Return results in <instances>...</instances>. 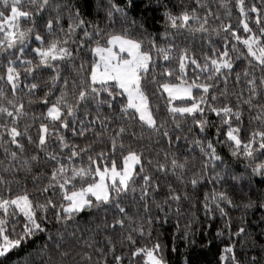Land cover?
I'll use <instances>...</instances> for the list:
<instances>
[{
  "label": "trees",
  "instance_id": "obj_1",
  "mask_svg": "<svg viewBox=\"0 0 264 264\" xmlns=\"http://www.w3.org/2000/svg\"><path fill=\"white\" fill-rule=\"evenodd\" d=\"M117 2L123 6L126 0H117ZM49 4L50 6L37 16L35 29L28 41L25 56L36 61L37 57L31 50L35 48L34 46H40V42L35 40V32H39L44 38L45 46L54 37L63 40L65 34H68L67 46L72 50L74 58L71 62L60 63V79L54 86L48 79L53 75L49 69H41L34 76L26 75L23 71L21 73L16 97L18 102L24 104V111L28 115L20 118L17 124L21 132L27 126V135H31L33 141L38 140L39 125L48 122L42 115L46 112V106L41 99L44 93L48 92L50 87L52 88L54 95L49 96L51 102L55 96L60 95L65 78L69 82L67 86L69 92L72 91L73 81L76 82L78 88L81 78H87L90 64L96 59L91 48L95 47L96 42L101 39L95 34L97 27L101 29V36L127 29L133 37L151 36L158 45L174 44L176 48V51L173 52L174 57L180 49L186 48L188 54L200 63L204 62V53L213 55L215 58L212 49L216 48L217 51H222L225 47L224 39L227 37L229 54L234 60L233 69H223L222 75L217 74L219 83H216L215 80L213 83L218 98L213 102L209 95V103L222 106L227 102L240 107L242 113L240 121H237L235 117L232 118V121L234 125L241 126L242 139H247L253 129L262 127L259 121L250 120V117L256 115L257 109H249L243 103L237 105V97L234 95V93H242L240 100H247V79H250L251 75L259 78L261 71L259 68L253 71V67L247 65L243 58L236 59L239 52L246 53L247 50L232 38L230 32L223 28L218 31H213V29H217L221 23L231 24L237 28L238 34L246 36L248 33L243 31V26L239 23L241 19H244L253 32H258L259 27L264 26V0H244L247 10L244 16H241L239 8L236 6V0H133V5L127 9L126 18L116 13L111 20L106 15L108 0H49ZM253 4L261 10L260 13L250 11ZM56 5H59V8ZM77 9L79 17L76 15ZM166 9L174 15L185 10L196 9L197 15L201 18L210 12L207 17L209 31L205 33L191 31L187 28L173 29L170 26L166 29L164 17ZM258 14L262 18L261 24L256 23ZM57 15L60 16L58 25L54 20ZM49 18L54 20L51 32L46 27ZM78 19H83L85 24L74 28L73 33H69L68 24L71 22L75 25ZM21 23L28 26L30 21H21ZM61 28H63V32L60 31ZM85 29L92 33L90 37L84 36ZM166 30L168 35L165 36L163 34ZM0 38H2V33H0ZM81 40H83V44H81ZM233 43L237 44L238 52L232 51ZM145 47H147V39H145ZM153 57H156L155 52H153ZM82 64L83 68H81ZM186 65V78L189 81L197 76L199 81L204 80L206 74L192 66L190 61L186 62ZM165 67L176 69L170 80V82L176 83V77L180 75L176 60L167 63L158 60L157 80L161 83L164 82L159 73ZM245 67H248L251 73L248 77H245L243 73ZM3 72L4 68L0 66V74ZM236 73H240L239 83L236 82ZM225 77H227L226 84ZM32 83H36L38 87L36 89L27 87ZM112 83L109 82L110 85ZM143 83L157 122L162 120L166 122L165 127L172 138L171 143L169 138L163 137L160 132L142 125L138 114L133 118V109H128V115H124L121 111V104L126 103L127 97L126 95L121 96L119 92L114 97H109L108 93L101 92L96 100H111L112 102L110 105L101 104L99 109L91 98L87 103H81L76 112L75 127L79 132L80 121L84 120V127L88 131L83 136L71 130V118L70 127L60 129V133L66 137V142L69 145L75 144L78 151L84 149L79 156L68 161L66 158L72 151L71 147L61 149L55 142L54 136L48 143V151L58 152L60 162L69 167L72 164L77 167H87L90 163L89 156L100 165L110 166L112 159H115L118 166H122L121 154L122 152L126 154L129 147L142 153L141 164L145 169L143 174L151 176L148 193L145 198H141L140 189L144 181L142 176H136L132 185L136 191L129 190L127 196L120 201L121 207L126 209L128 216L132 217V221H129L127 217H120L117 209L110 205L86 208L79 213H74L69 221H57L54 212L50 209L47 213V220L44 221L46 231L29 238L20 247L18 254H13L10 257L9 264L17 259H28L33 264H96L101 256L98 249H103V252L107 253L108 264H117L113 259V254L122 257L121 264H144L142 255L132 256L131 253L136 247H151L157 241L161 244L159 254L163 256L166 264H225V261L221 260V255H227L229 258L231 256V254L223 252L227 245L233 247L235 256L241 264H252L253 258H255V264H264V176L253 174L251 168L246 167L249 161L245 158L232 155V144L226 141V136L223 134L217 136L216 134L217 127H220L222 132H226V127L221 124L220 118L215 113L208 111L206 106L205 115L210 123L201 133L199 126L194 125L191 119L185 120L179 114L175 120L172 119L166 107L167 93L161 95L157 90L152 81L151 70ZM0 87H4L6 95L12 98L11 86L5 80H0ZM225 89L228 93L226 100L219 95ZM194 95H199V93L194 90ZM259 102L261 101L254 99V103ZM182 103L181 99L173 101V104L176 105ZM97 116L100 118L96 119ZM105 117H110V119L105 120ZM197 118L200 117L197 116ZM101 121L106 127L102 126ZM4 122L3 117L0 116V123ZM7 122L11 125L10 119ZM177 122L180 123L179 129L176 128ZM120 126L125 128V132L117 138V142L119 145L122 140L124 149L117 146L115 154H113L111 137ZM177 136L180 137L179 141L176 140ZM4 139L7 140V136ZM194 139L203 141L205 146L211 139L216 148V154L221 157V160L215 161L214 164L209 161L205 170L203 162L208 160V156L200 151L199 146L192 143ZM21 142L25 144V151L22 153L16 145L0 142V177L8 182L0 183V195H7L4 189L10 185L12 194L28 191L34 202L38 201L43 204L48 197H51L54 203L59 204L62 197L58 187L49 188L46 192L41 191L49 184L51 170L57 165L48 160L45 153L38 149L36 143H28L27 136L22 137ZM6 147L9 153L16 151L18 157L38 154L40 159L33 161L31 170L28 171L21 168L20 160H10L9 155L4 151ZM102 152L105 154L104 158L99 155ZM165 153H168L167 157H165ZM174 157L180 161H185L187 158V167L180 173L183 176L182 180L178 179L173 172L161 171L156 167L157 162L164 163L166 159L170 161ZM261 158L264 159V157ZM92 166L95 167V164ZM139 168L140 165H137L135 171L139 172ZM194 174L204 177L198 181L196 186L190 182ZM217 174H219L218 177ZM33 177L37 178L34 180ZM169 184L180 195L179 201L170 199ZM213 190L226 192L232 200L231 204L221 203L220 206L226 213L224 215L221 214L214 201H209V211H206L203 206L205 203L204 194L211 193ZM166 197H169L167 203H165ZM145 204H147V208H145ZM118 217L125 219L123 228L112 227V220ZM137 227H143L144 233L135 231L134 229ZM241 228L244 229L243 233L239 232ZM129 234L135 243L127 239ZM108 237L112 238L111 245L108 243ZM85 241L93 245L91 249L87 248ZM58 243L61 245L59 249L56 248ZM109 248H113V252H109ZM84 251H88L91 255V262L81 259ZM61 252H67L68 255L62 257ZM228 264H231L230 259Z\"/></svg>",
  "mask_w": 264,
  "mask_h": 264
},
{
  "label": "snow or ice",
  "instance_id": "obj_2",
  "mask_svg": "<svg viewBox=\"0 0 264 264\" xmlns=\"http://www.w3.org/2000/svg\"><path fill=\"white\" fill-rule=\"evenodd\" d=\"M132 5L133 0H126L123 6L117 0H108L106 15L109 20L116 13L126 18L128 15L127 9ZM49 6V0H0V33H2V38H0V54H2L0 56V66L4 68V72L0 74V80H5L11 86L12 92V98H9L6 95V89L0 87V116L5 121L4 123H0V142L16 145L21 153L25 151V144L21 142L22 137L27 136V141L30 144L36 143L38 149L45 153L48 160L57 165L51 170L49 184L41 189V191L46 192L49 188L55 189L58 187L62 197L59 204L54 203L51 197H48L46 202L41 204L38 201L34 202L28 191L12 194L10 185L4 189L7 195H0V264H9L10 257L13 254H18L20 247L29 238L35 236L37 233L46 231L44 221L47 220V213L50 209L54 212L57 221H69L74 213H79L86 208L91 209L93 207L99 208L103 205H110L117 209L120 217H127L129 221H132V217L128 216L126 209L121 207L120 201L123 197L127 196L129 190L132 192L136 191L132 187L136 176H142L144 181L140 189L141 198H145L148 193L151 176L143 174L145 169L143 164H141L142 153H138L129 147L126 154L123 152L121 154L122 166H118L115 159H112L110 166L106 164L100 165L89 156L90 163L87 167H77L75 164L69 167L67 164L60 162L58 152L48 151V143L54 136L55 142L59 144L61 149L71 147L72 151L66 158L68 161H72L73 157L79 156L84 149H79L78 151L75 144L69 145L66 142V137L60 133V129H68L71 118V130L83 136L88 129L84 127V120H81V129L77 132L75 127L76 112L81 103H87L90 98L96 102L97 109H99L101 104L110 105L111 100H96V97L101 92L108 93L109 97H114L117 92L121 96L126 95V103L121 104L123 114L128 115V109H133V118L138 114L142 125L160 132L163 137H168L171 143L172 138L166 130V122L163 120L159 123L157 122L152 111L149 95L144 88L143 82L147 79L150 70L152 72V81L155 83L157 90L161 95L167 93V112L173 120L176 119L178 114L185 118V120L191 119L193 124L199 126L200 132L203 133L206 126L210 123L205 115L206 106L208 111L215 113L220 118L221 124L226 127V132H222V129L217 127L216 134L217 136L221 134L226 136V141L232 144V155L245 158L249 161L246 167L251 168L253 174L264 176V159L261 158L264 157V26L259 27L258 32H253L248 22L241 19L239 23L243 26V31L248 33L246 36L238 34L237 28L231 24L221 23L217 26V29H213V31H218L220 28H223L230 32L232 38L241 43L247 50L246 53L239 52L236 59L243 58L247 65L253 67V71L256 68H259L261 71V75L257 78L251 75L248 67L243 69L245 77L251 75V78L247 79V100H240L242 93H234L237 97V105L243 103L249 109H257L256 115L250 117V120L259 121L262 126L261 128L253 129L248 134L247 139H242L240 135L242 131L241 126L234 125L232 121L233 117L237 121L241 119L242 113L239 106H233L227 102L223 103L222 106H215L214 103H209V95L213 102L217 101L218 98L213 83V80L219 83L217 74L222 75L223 69H233L234 60L229 54V48L227 47L229 40L227 37L224 39L225 47L222 51H217L216 48L212 49L215 58L213 55L204 53V62L200 63L188 54V49L186 48L180 49L174 57L173 52L176 51L174 44L158 45L157 41L152 39L151 36L146 38L133 37L128 33L127 29L101 36V29L97 27L95 34L101 37V39L96 42L95 47H92L91 51L99 58L94 59L90 64L87 78H81V84L78 88L76 87V82L73 81L72 91L69 92L67 87L69 82L65 78L60 95L55 96L54 100L49 101V96L54 95L51 87L48 92L44 93L41 99L46 106V112L42 115L48 122L39 125L38 140L33 141L32 136L27 135V126L21 132L17 124L20 118L28 115L24 111V104L18 102L16 97L17 84L20 82L21 73L23 71L26 75L34 76L41 69H49L53 72V75L48 77V79L51 80L54 86L60 79V63L64 61L71 62L74 58L72 50L67 46L68 34H65V39L63 40L54 37L45 46L44 38L39 32H35V40L40 42V46L31 50L37 57L36 61L34 62L33 59L25 56L28 41L31 39L35 29L37 16L41 15ZM236 6L239 8L241 16H244L247 11L244 0H236ZM56 7L59 8V5H56ZM250 11L260 13L261 10L253 4ZM209 14L210 12L201 18L197 15L196 9H192L191 11L185 10L174 15L166 9L164 11L165 26L166 29L170 26L173 29L187 28L191 31L207 33L209 31V27H207V17ZM76 15L79 17L78 9ZM54 20L58 25L60 16L57 15ZM54 20L52 18L47 20L46 27L49 32L52 31ZM21 21H30V24L24 26ZM256 23H262V18L259 14L256 16ZM83 24H85L83 19H78L75 25L70 22L68 24V32L73 33L74 28L80 27ZM193 24H195V27H193ZM60 31L63 32V28ZM83 34L86 37L92 35L87 29L84 30ZM163 35H168L167 30ZM145 39H147V47H145ZM81 44H83V40H81ZM231 49L233 52L239 51L236 43L231 45ZM153 52L156 53L155 58L153 57ZM158 60L166 63L172 60L177 61L180 75L176 77V83L170 82L176 71L172 67H165L159 73L164 81L163 83L157 80L156 66ZM189 61L201 73L206 74L203 81H199L198 76L191 81L186 78V62ZM81 68H83V64ZM240 78V73H236L237 83L240 82ZM224 80L226 84L227 77ZM110 81L113 82L111 85L109 84ZM27 87L36 89L38 85L32 83L27 85ZM194 90L199 95H194ZM219 95L226 100L228 95L227 90L225 89V91L220 92ZM178 98L183 101L180 106L173 104V101ZM254 99H258L261 102L254 103ZM197 116L200 118L198 119ZM99 118V116L96 117V119ZM9 119L11 120V125L7 122ZM104 119L108 120L110 117H105ZM101 124L106 127L103 121H101ZM176 128H180L179 122L176 123ZM124 132L125 128L120 126L111 137L113 154H115L117 146L120 149H124L123 141L121 140L119 145L117 142V138ZM97 135H100V133H97ZM5 136H7V140L4 139ZM179 139L180 137L177 136L176 140L179 141ZM192 143L199 146L200 151L208 156V160L203 162L205 170L209 161L214 164L215 161L221 160V157L216 154V148L211 139L207 141L206 146L199 139H194ZM4 151L9 155L10 160H20L21 168L28 171L31 170L32 162L40 159L38 154L18 157L16 151L9 153L7 147ZM99 155L101 158L105 157L103 152ZM167 156L168 153H165V157ZM186 160L187 158H185V161H180L174 157L170 161L166 159L164 163L157 162L156 167L161 171H171L177 175L178 179L182 180L183 176L180 173L187 167ZM93 164H95V167L92 166ZM137 165H140L139 172L135 171ZM36 178L33 177L34 180ZM203 178V175L196 176L194 174L190 182L193 186H196L198 181ZM0 183L8 182H5L3 177H0ZM156 187L158 188L159 186L157 185ZM153 190L155 191V189ZM168 191L170 199L175 201L181 199L180 195L172 189L171 184L168 185ZM168 198H165V203H167ZM204 199L205 203L203 206L206 211L210 210L209 201L211 200L215 202L216 207L222 215L226 213L224 212V208L220 206L221 203H232L226 192H217L216 190H213L211 193L206 192ZM144 206L147 208V204ZM124 225L125 219L123 218L118 217L112 220L113 228L117 226L123 228ZM134 230L141 234L144 233L143 227H137ZM243 231V228L239 229L240 233H243ZM49 239H51V236H49ZM127 239L132 241L131 234L127 236ZM107 240L111 245L112 238L108 237ZM132 242L135 243V241ZM85 244L89 249L93 246L87 241H85ZM60 247L61 245L58 243L56 248L59 249ZM160 248L161 244L157 241L151 247H136L131 255H142L144 257V264H166L163 256L159 254ZM98 251L101 253V256L96 264H108L107 253H104L103 249H98ZM109 252H113V248H109ZM223 252L231 254L230 258L227 255H221V260L225 261V264H228L229 259L231 264H241L237 260L231 245L225 246ZM60 255L63 257L67 256L68 253L61 252ZM81 259L91 262L92 257L88 251H84ZM113 259L117 264H121L122 257L120 255L113 254ZM12 264H33V262L28 259H17ZM252 264H255V258H253Z\"/></svg>",
  "mask_w": 264,
  "mask_h": 264
},
{
  "label": "rangeland",
  "instance_id": "obj_3",
  "mask_svg": "<svg viewBox=\"0 0 264 264\" xmlns=\"http://www.w3.org/2000/svg\"><path fill=\"white\" fill-rule=\"evenodd\" d=\"M34 47H37V46H34ZM99 57L98 56H96V59H98ZM178 99H180V98H178ZM186 99H188V98H186ZM174 105H176V104H174ZM176 106H180V105H176Z\"/></svg>",
  "mask_w": 264,
  "mask_h": 264
}]
</instances>
